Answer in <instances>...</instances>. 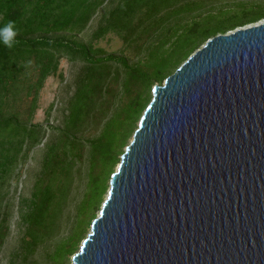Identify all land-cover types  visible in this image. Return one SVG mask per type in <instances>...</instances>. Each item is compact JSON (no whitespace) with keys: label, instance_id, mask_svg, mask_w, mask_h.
Masks as SVG:
<instances>
[{"label":"water","instance_id":"obj_1","mask_svg":"<svg viewBox=\"0 0 264 264\" xmlns=\"http://www.w3.org/2000/svg\"><path fill=\"white\" fill-rule=\"evenodd\" d=\"M70 264H264V19L162 82Z\"/></svg>","mask_w":264,"mask_h":264},{"label":"trees","instance_id":"obj_2","mask_svg":"<svg viewBox=\"0 0 264 264\" xmlns=\"http://www.w3.org/2000/svg\"><path fill=\"white\" fill-rule=\"evenodd\" d=\"M98 3L94 0H0V28L13 20L19 33L16 37L19 43L11 49L0 40L1 127L9 122L22 123L13 116L1 118L8 90L6 82L13 76L14 68L20 71L33 61V66L39 70L34 82L37 89L44 78L57 69L59 57L84 62L76 74L74 91L67 98L64 123L54 127L58 130L57 136L45 143L39 175L30 194L20 197L17 220L20 234L5 254L4 264H67L69 256L79 248L77 242L85 236H81L84 226L96 215L94 209L100 208L110 174L151 98L149 89L153 83L162 82L208 37L264 18V4L258 2H238V7L203 11V4L198 0H118L95 31L96 36L109 29H134L141 22V19L134 20L139 10L153 17V27H163L155 38L157 41L148 46L147 53L130 63L123 55H95L90 43L77 41L67 34L84 29ZM170 9H173L171 12L193 10L194 13H189L188 19L183 20L182 16L172 24H165L168 16L163 14ZM162 11L166 12L160 14ZM157 14L160 17L154 19ZM110 60L119 62L122 67L119 68L123 76L118 90L112 85L118 78V69L114 72L108 68ZM107 108L112 111L105 116L98 133L80 136L78 131L82 130L83 122L95 119ZM23 123L26 128L0 144L1 176L16 161L24 143L29 148L38 144L43 136L42 124ZM75 174L85 178V188L75 207L73 224L63 237L51 242L61 231L63 202ZM0 223L2 247L10 233L6 211L1 213Z\"/></svg>","mask_w":264,"mask_h":264},{"label":"rangeland","instance_id":"obj_3","mask_svg":"<svg viewBox=\"0 0 264 264\" xmlns=\"http://www.w3.org/2000/svg\"><path fill=\"white\" fill-rule=\"evenodd\" d=\"M117 1L118 0H106L105 5H103V10L106 11L109 6H113ZM198 1L202 2L203 11H207L208 9L235 7L238 2H258L264 4V0ZM171 10L173 9H170L167 14H163L166 11L160 12V14H163L165 17L168 16L166 17L165 24L167 22L172 24L174 20H178L182 16L184 17L183 20L188 19L190 17L189 13H194L193 10H184L182 12H171ZM144 12V10H139L135 13L136 17L134 20L137 21L141 19V22L138 23L139 25L135 26L134 29L130 27L119 30L109 29L96 36L95 31L100 24L104 23V18H101L100 13H97L96 16H93L92 19L88 21L84 29L73 33L68 32L67 34L70 38L77 41L90 43L95 49V51H93L95 55H123L130 63H133L140 60L147 53L148 46L151 45L152 41H157L155 38L159 31L163 29V27L161 29L153 27L154 24L151 25V18L153 17L149 18ZM157 17H160V15L157 14L154 16V19ZM262 19L264 18L258 19L255 22ZM155 28H157V30H154ZM97 48H100V50H97ZM108 63V68L112 71L118 69V78L112 83L114 86L113 88L118 90L121 88L120 82L123 76L122 70L119 69L122 68L121 64L115 60H110ZM83 65L84 62L79 59L71 61L66 56L59 57L57 69L53 73L48 74L44 78L42 85L37 89H35L34 82L39 75V70L33 66V61H31V63L28 62L20 71L18 68H14L11 71L13 76L8 77L6 82V84L8 83V90L6 91V95H4L6 100L3 104V109H1V118L13 116L18 118L22 123L17 125L15 122H9L7 126H0V144L12 139L16 133L26 128L27 125H25L23 121L26 123L38 122L42 124L44 133L38 144L27 148V144L24 143L21 151L17 154L16 161L10 165L5 175H0V221L1 213L6 211L10 229V233L2 247L0 242V264L5 263V254L8 249L16 243L20 234L17 224L20 197L30 194L33 184L39 175L40 160L45 148V143L57 136L58 130L54 127L62 126L64 123V117L68 112L66 108L67 98L74 91L76 74ZM149 93L151 95V89H149ZM32 98L35 99V101L32 100ZM102 109H104V107ZM111 111L112 108H107V110L99 112L95 116V119L88 118L83 122L84 126L82 130L78 131L79 135L91 136L97 134L105 116H108ZM84 188L85 178H80L75 174L66 195V200L63 202L61 231L51 242H55L56 239L63 237L73 224L72 221L75 218L76 212L75 207L82 197ZM94 211L97 214L98 209L95 208ZM89 229L90 224L85 225L81 236L86 235ZM81 240L82 238L77 242L78 246ZM1 256H3L2 260ZM70 257L71 256H69L66 261L67 264H70Z\"/></svg>","mask_w":264,"mask_h":264},{"label":"clouds","instance_id":"obj_4","mask_svg":"<svg viewBox=\"0 0 264 264\" xmlns=\"http://www.w3.org/2000/svg\"><path fill=\"white\" fill-rule=\"evenodd\" d=\"M18 31L16 30V22L13 20L7 21L3 28H0V40L4 43V45L11 49L14 44H18L19 41L16 40L18 35ZM31 63V61H29Z\"/></svg>","mask_w":264,"mask_h":264},{"label":"crops","instance_id":"obj_5","mask_svg":"<svg viewBox=\"0 0 264 264\" xmlns=\"http://www.w3.org/2000/svg\"><path fill=\"white\" fill-rule=\"evenodd\" d=\"M94 1H97V2H99L98 3V6H97V8H96V11L91 15V17L89 18V20L90 19H92V17L93 16H96V14L97 13H100V17L102 18H105L106 16H107V13L112 9V7H114L115 5H116V3L118 2H116L113 6H109L108 8H107V10L105 11V10H103V5H105V1L106 0H94ZM101 2V3H100ZM101 7H102V9H101Z\"/></svg>","mask_w":264,"mask_h":264}]
</instances>
